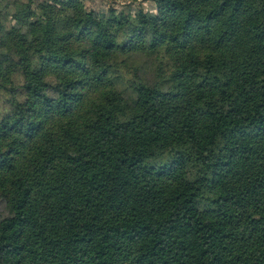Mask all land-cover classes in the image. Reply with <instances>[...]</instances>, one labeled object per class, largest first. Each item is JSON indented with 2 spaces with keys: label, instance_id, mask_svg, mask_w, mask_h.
Listing matches in <instances>:
<instances>
[{
  "label": "trees",
  "instance_id": "1",
  "mask_svg": "<svg viewBox=\"0 0 264 264\" xmlns=\"http://www.w3.org/2000/svg\"><path fill=\"white\" fill-rule=\"evenodd\" d=\"M102 1L0 0V264H264V0Z\"/></svg>",
  "mask_w": 264,
  "mask_h": 264
},
{
  "label": "rangeland",
  "instance_id": "2",
  "mask_svg": "<svg viewBox=\"0 0 264 264\" xmlns=\"http://www.w3.org/2000/svg\"><path fill=\"white\" fill-rule=\"evenodd\" d=\"M87 3H88V5L89 6H91V7H95V8H98V7H102V6H104V4H103V1L102 0H87ZM149 3H144V6L146 7V8H149Z\"/></svg>",
  "mask_w": 264,
  "mask_h": 264
}]
</instances>
